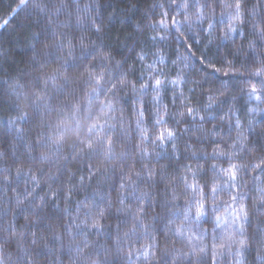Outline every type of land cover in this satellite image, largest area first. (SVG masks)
I'll use <instances>...</instances> for the list:
<instances>
[{"label": "trees", "instance_id": "16d2710c", "mask_svg": "<svg viewBox=\"0 0 264 264\" xmlns=\"http://www.w3.org/2000/svg\"><path fill=\"white\" fill-rule=\"evenodd\" d=\"M63 2L66 7H61V0H28L26 6L20 7V0H0V24L8 20V24L0 28V152L4 153V157L0 159V243L6 241L3 243L4 264H84L85 257L89 256L92 260H97L98 264H158L165 249L170 258H175V264H188L187 257L198 251L201 244L210 245L214 228L211 223L213 214L209 212V222H201L202 228L206 230L202 237L197 238L200 229L192 225V244L187 243V238L176 237L168 231V218L173 212L180 216L178 220L173 218L174 223L170 225L175 229L187 206L186 194L179 177L185 175V165L190 164L193 169L198 167L192 151L200 158L199 167L203 176L199 180L201 184L210 183L215 178L211 170L212 164H216L217 169L228 167L225 157L211 159L214 150L229 151L228 145L231 143H236L237 149L243 146L245 151L234 156L233 162L242 159L248 165L264 156V151L253 148L254 142H264L257 139L264 134V123H261L264 121V96L260 100L249 98L250 84L245 83H255L259 89V81L264 80V75H251L261 67L264 41L253 33L250 23L243 26V33H231L228 39H223L229 22L227 12L231 9L225 10L218 4L215 16L211 19L214 28L209 33L207 19L203 23L197 22L196 9L191 6L192 0H188L190 6L186 10L177 7L184 0H176L171 8L170 0ZM200 2L203 3L204 0ZM226 2L232 3L233 0ZM254 3L256 0H248L247 7L250 8ZM161 4L164 5L163 9L159 7ZM164 10L175 15V19L179 21L177 27L180 33L171 28L170 19L166 28H161L159 24L155 29L151 27L157 23ZM185 12L191 17L190 25L184 22ZM95 27H100L101 31L96 32ZM249 43L255 44V51L249 48ZM58 45L63 47L59 48ZM94 45H102L112 57L106 69L101 70L106 75L110 72L113 80L124 76L130 82L123 88L118 85L114 97L112 93H108L107 98L100 96V100L105 104L111 102L115 109L111 112L105 108L110 116L115 117L111 122L116 124V128L110 133L114 142L113 160L111 163L105 162L102 155L89 160L87 149L75 160H64L63 157H71L73 151L66 146L55 166L30 163L29 146L34 149L32 154L35 156H39L41 151H47V148L42 149L36 144L37 132L40 130L38 122L27 124L17 121L13 126L9 121L14 120L19 111L28 112L31 116V108L25 101V95L31 94L34 78L42 74L40 68L34 65V60L43 67L49 54H55L58 63L44 69L47 76H51L59 63L64 61L69 65H76L68 72L71 84L65 92L60 93L49 82V92L53 98L52 110L45 115L44 121L46 124L56 125L60 116L57 109L72 102L68 100L69 93L74 96L75 101L93 112L99 107L97 101L91 105L87 102L86 94L91 88L85 69L98 67L101 61L99 58L87 61L81 59L82 53L90 51ZM70 51L72 56L68 55ZM140 55L144 57L142 61L138 59ZM149 65L152 67L149 68ZM213 65L219 71H214ZM142 75L145 78L159 77L165 80L159 105V112L167 121L163 126L153 125L157 112V105L153 100L155 92L151 88L146 93L139 90L138 78ZM177 77H181L184 82L175 86L167 83ZM197 81L199 84L195 83ZM154 82V79L149 80L151 84ZM131 83L136 84V92L132 91ZM191 89H195L194 93ZM209 89L214 92L222 91L223 95L209 101ZM210 103L212 106L208 107ZM17 104L18 109L15 107ZM185 104L195 109V120L187 115ZM141 106L145 113L143 118L137 116ZM179 112H185V115L181 117ZM201 116L205 117L203 121L200 120ZM80 119L84 125L83 117ZM138 121H141L139 129ZM250 121L253 122L251 127ZM200 124H203V130L198 128ZM145 127L149 129L148 135L153 138L154 134L165 128L174 130L179 137L175 154L167 141L163 147H157L159 142L146 141L141 144V130ZM16 129H21V132L18 133ZM21 135L22 139L19 138ZM244 137H248V140L245 141ZM216 142L219 143V148ZM138 144L141 148H146L147 155L136 147ZM188 144L192 145V149L186 151ZM121 153L127 155L121 157ZM176 155L180 156L179 160L175 159ZM205 157H208L207 161ZM86 164L96 170V175L91 181L85 179L81 183L80 176L88 175ZM17 167L22 168L28 176L34 175L39 181L38 186H34L30 179L27 185L22 180L17 181ZM29 168L32 169L30 173ZM148 169L155 170L157 174L163 172L173 179L171 182L160 181L159 191L156 192V203L159 206L142 216L144 227L137 225L133 233L135 222L132 214L118 213L117 210L129 203L135 210L137 202L129 196L131 187L127 186L131 182L128 176L137 181L135 173L139 172L143 176ZM5 175L9 176V182L4 181ZM256 175L250 169L247 174L242 172L240 176L247 186L231 191L254 196V185L264 187V176L256 180ZM53 176L56 177L55 180L50 179ZM122 176L127 188L124 195L129 196L125 205H121L118 199ZM136 187L139 188L136 195L154 191L146 182L137 181ZM26 188L27 193H31L27 199ZM171 189H175L181 197L175 202V207L169 203ZM101 191L106 202L103 207H107V201H111V208L101 221L104 232L97 235L95 230L85 227V223L90 225L91 220H86L84 213L87 209L83 205L93 204V197L99 200ZM187 196L190 197V194ZM228 200L229 196L225 191L219 202L223 204ZM230 212L231 209L225 211L224 207L221 208V213L228 222L232 220ZM118 222L120 229L117 233ZM257 222L264 228V212L252 215L251 225H245L244 232L249 239L257 229ZM225 227L226 225L215 229L218 237ZM13 228L18 233L16 237L10 235ZM82 232H88L89 235H77ZM154 232L159 242L158 250L156 256H153L152 249H148L149 259L145 260L141 253L150 244V237ZM19 234H22L23 239H20ZM185 236L188 237V234ZM34 239L36 244L32 243ZM85 239L91 245L87 249L83 247ZM206 251L207 255L201 254V262L212 264L210 247ZM235 251L236 246H233L231 255L226 249L217 248L215 264H237L238 260L240 264H264V247L258 244L250 242V246L242 250V256H235ZM159 264H163V261L159 260ZM192 264H196L195 258Z\"/></svg>", "mask_w": 264, "mask_h": 264}, {"label": "snow or ice", "instance_id": "6c2138e0", "mask_svg": "<svg viewBox=\"0 0 264 264\" xmlns=\"http://www.w3.org/2000/svg\"><path fill=\"white\" fill-rule=\"evenodd\" d=\"M28 0H20V7L26 6ZM176 4V0H170L169 8L172 5ZM217 4L225 10L231 9L230 12H227L228 15V23L226 25V31L224 33L223 39H228L231 33L240 32L243 33L245 31L244 25L251 24V28L253 33L258 37L259 40L264 41V0H256V3L252 4L249 8L247 7L248 0H233L232 3H227L226 0H204L203 3L200 0H192L191 6L196 9V20L199 23H203L206 19L208 22V31L211 33L214 28V24L211 23V19L215 16V10ZM67 5L61 0V7H66ZM188 0H184L183 3L177 5L180 9H187L189 7ZM156 7V5H154ZM160 8H164V5H159ZM59 10V9H57ZM206 10L208 15H206ZM175 11V9H173ZM176 15H179V12H176ZM222 16L224 13L221 14ZM171 20V28L175 29L177 33H180L179 21L175 19V15H171L168 10H164L161 12L160 19L156 24H152L151 27L155 29L157 24L161 28L168 27V21ZM191 17L185 12L184 22L190 25ZM223 22V20L221 21ZM8 24V20H4L3 24H0V28H3ZM95 24V22H94ZM237 25V26H234ZM139 27V26H138ZM96 32H100V27H95ZM164 37H161L163 39ZM155 39V37H152ZM81 47L83 48V40L80 42ZM57 47L62 48L63 45H58ZM255 44L249 43V48L255 51ZM69 56H72L73 53L70 51L68 53ZM99 58L101 63L99 66H91L86 68L88 74V83L91 91L86 94V99L89 105H91L94 101L99 103V107L96 112L91 111L90 108H85L79 101H75L74 96L69 93L68 100L72 101L70 103L63 104L57 111L60 113L58 122L56 125H52L50 123L46 124L44 121V117L51 112V103L52 96L49 92V82H51L54 88L60 93L65 92L71 84V77L68 76V72L76 67V65H69L67 61L59 63L58 67H56L51 76H47L44 69L53 64L58 63V59L55 57L54 53H50L46 62H44L43 67L40 63L34 60V65L41 70V75L34 78V83L32 85V91L30 95H25V101L28 103L31 108V116H29L28 112L19 111L18 115L14 120H10L9 123L15 126L17 121H24L27 124H31L33 122H38L39 131L36 136V144L40 146L42 149L47 148V151H41L39 156L33 155L34 149L29 146L28 151V161L30 163H40V164H48L50 166H55L60 160V153L64 151V148L67 146L71 148L72 155L64 156V160H75L77 156L84 153L85 150H88V159H92L95 156H103L105 162L111 163L114 158V142L112 139V135L110 134L116 128V124L112 123L111 120L115 117L109 115V111L114 112V106L111 102L105 104L103 100H100V96L104 95L107 98L108 93H112L113 97L116 95L118 91V85L120 88L125 87L130 82L124 76L117 77L115 80L111 79V73L106 72L101 69H106L107 64L111 63L112 57L110 54H107L103 46H93L90 51H85L82 53L81 59L84 61L94 60ZM139 60H143V55L138 56ZM203 62V61H202ZM261 67L256 69L255 72L251 73L253 77H260L264 75V56L261 58ZM119 67V63L117 64ZM152 66L149 65V68ZM214 71H219L218 68H215L213 65ZM228 72H225L227 75ZM161 75L163 73L161 72ZM154 79V84L149 83V80ZM138 82L140 83V91L146 93L148 89H152L155 92V96L153 97L154 102L157 105V112L155 114V118L153 120L154 126H163L167 124V121L163 119L161 113L159 112L160 95L163 87H165V80L160 79L159 77H148L145 78L143 75L138 78ZM184 80L181 77H177L175 80L167 81L168 84L173 86L183 83ZM199 84V82H195ZM245 83L250 84V91L248 93L249 98H254L256 100H260L262 96H264V80H260V88H257L255 83H250L249 81H245ZM131 88L133 92H136V84L131 83ZM191 92L194 93L195 89H191ZM218 95H223L222 91H212L209 89L208 100L212 101ZM183 96V93H181ZM173 103H175V97H173ZM211 103L208 107H211ZM17 109L19 108V104L15 106ZM165 107V113L167 109V105ZM107 108L109 111H105ZM42 109L44 110L42 112ZM186 113L192 120L196 119L195 109L185 104ZM254 111V110H253ZM144 109L141 106L140 110L137 112V116L143 118ZM178 115L183 117L185 112H179ZM80 117H83L84 125L81 124ZM123 117L121 116V122ZM205 117L201 116L200 120L203 121ZM103 121V122H101ZM141 121L137 122V128H140ZM178 123V121H177ZM253 122H249L250 127ZM264 123V121H261ZM239 127V124H237ZM200 130H203V124L198 125ZM18 133L21 132V129H16ZM149 129L147 127L141 130V140L140 143L143 144L146 141H150L151 143H157V147H163L164 143L169 142L171 148L173 149V153L176 152L177 141L179 139L177 133L174 130L165 128L164 131L158 132L154 134V138L148 135ZM243 133H241V136ZM22 139V135L19 137ZM74 138V139H73ZM71 139V143L69 140ZM199 139V138H198ZM259 141H264V134H261L258 138ZM244 140L247 141L248 137H244ZM239 142V141H238ZM217 148H219V143L216 142ZM141 152L147 155L146 148H141L138 144L136 146ZM253 148H258L260 151H264V142L261 143H253ZM192 149V145H186L185 150L189 151ZM229 151H225L224 149H220L219 151H213L211 159L218 160L221 157H225L228 161V167L217 169L216 164H212L211 170L214 174V179L210 183H199V180L203 178L202 169L199 167V157H197L196 152L192 151V157L196 160L198 167L193 169L190 164L185 165L184 171L185 175L179 177L181 183L183 184L184 192L186 194V207L183 210V218L178 227L172 229L170 225L174 223V219H180V216L173 212L172 216L168 218V231H171L174 236L180 237L182 239L187 238V243L192 244V239L190 238L193 235L192 225H195L198 229H200L198 233V237H202L204 230L202 228V221L209 222L208 216L209 212L213 214L211 223L214 225L213 232L211 233V241L210 245L206 246L201 244L198 251H194L191 255L187 257L188 264H192L193 258L196 260V264H202L201 262V254L207 255L206 249L210 247L212 251V264H215L216 257V249L219 248L221 250H227L228 254H232L233 246H236L235 256H242L244 249L248 248L251 243L258 244L260 247H264V228L259 226V222H257V229L254 232L251 239H249L244 232L245 225L250 226L252 215L260 214L264 212V187L254 185L255 195L252 197L247 196L241 192H233L231 189H240L242 187H246V182H244L240 176L243 172L247 174L249 169L252 172H256L257 175L255 177L256 180H259L261 176H264V156H262L257 162H254L251 165L246 164L242 159L239 162H233L234 156H239L241 153L245 151V148L241 146L240 149L236 148V143H231L228 145ZM16 153L13 150V156L15 157ZM127 153H121V157L126 156ZM4 157V153L0 152V159ZM175 159L179 160L180 156L176 155ZM208 157H205V161H207ZM85 167L88 170L87 177L81 175L80 182L83 183L85 179L91 181L92 178L96 175V170H94L90 164H86ZM32 171L31 168L28 169L30 173ZM43 172V169H40ZM191 174L190 176L188 174ZM137 177V181L146 182L150 187L154 189L153 192H140L139 195H136L139 192V188L136 187L137 181H133L131 176H128V180L131 182L127 187H131V191L129 192V196L132 197L137 202V207L133 211L130 203L129 205L122 207L117 210L118 213H131L132 219L135 222L133 224V233L136 231L137 225L144 227L142 216L147 215L150 210L158 207V203H156V192L159 191L160 181H168L171 182L173 178L165 176L163 172L157 174V172L153 169H148L147 172L141 176L139 172L135 173ZM159 177V178H158ZM16 179L17 181H23L26 185L28 180H32L34 186H38L39 181L36 179L34 175L28 176L27 173L20 167L16 169ZM50 179L55 180L56 177H50ZM124 177H121V182L119 183V187L121 189V194L119 196V203L121 205H125V201L129 199V196L124 195V191L127 190L125 183H123ZM4 181L9 182V176H4ZM190 181H195L190 182ZM27 193V188H26ZM227 191L229 196L228 201H224L221 204L220 196L222 193ZM31 193H27V196ZM190 194V197L187 196ZM180 195H178L175 189H171V200L169 203H172L173 207L177 206L175 204L176 201L180 199ZM43 198H41L42 200ZM93 204H84L83 207L87 209L84 213L86 220H91V224L88 225L85 223V227L90 230H95L97 235L102 234L104 232V225L101 223L102 220L106 218V212L111 208V201H107V207H103L105 205V198L103 192H99V200L96 197H93ZM146 205V206H145ZM251 205V207H249ZM167 206V205H165ZM224 207L225 211L231 209L229 215H232L231 222H228L223 213H221V208ZM94 209V211H93ZM155 219V218H154ZM187 225V227H186ZM223 233L218 237L215 229L221 228L225 226ZM79 227V225H77ZM117 233L120 229V223L116 224ZM188 234V237L185 234ZM11 237H16L18 233L13 228L11 231ZM20 235V239H23L22 234ZM35 236V233H33ZM77 235H84L87 237L89 235L88 232L78 233ZM128 235V233H125ZM3 243H6L3 242ZM3 243H0V264H4V249ZM33 244H36L37 241L34 239L32 241ZM159 242L157 240V234L154 232L150 237V244L146 246V249L141 254L144 256L145 260H148V249H152V255L156 256V251L158 250ZM83 247L85 249L91 247L88 243L87 239L83 242ZM261 259V257H257ZM129 259H131V253H129ZM159 260L163 261V264H175V258L169 257L167 250L163 251V254L159 257ZM158 260V264H159ZM84 264H98L97 260H92L91 257H85ZM237 264H240L239 260Z\"/></svg>", "mask_w": 264, "mask_h": 264}]
</instances>
